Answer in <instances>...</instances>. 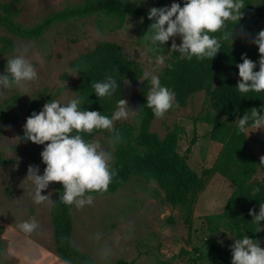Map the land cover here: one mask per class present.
<instances>
[{"label": "rangeland", "instance_id": "obj_1", "mask_svg": "<svg viewBox=\"0 0 264 264\" xmlns=\"http://www.w3.org/2000/svg\"><path fill=\"white\" fill-rule=\"evenodd\" d=\"M0 1L8 3L13 0ZM85 1L19 0L21 14L17 21L27 28H34L43 19ZM128 1L130 5L142 6L148 12L157 6L159 0ZM173 2L183 6L184 0H168L170 5ZM96 20V16H91L54 23L37 39L12 36L0 27V36H9L16 45L15 52L6 59L24 55L38 72V78L27 82L23 88L0 90V104L15 95L22 97L13 107L17 121L0 123V153L4 159L13 162L5 165L0 162V226L4 228L2 239L7 246L0 264H69L56 253L51 220V208L61 182H50L49 187L42 190L43 195H49L48 198L37 204L33 199L34 184L31 178H26L29 165L39 166V174H43L46 167L41 157L44 146L23 138L28 104L44 90L51 100L61 103L76 98L75 87L79 80L71 72L69 64L94 49L102 40L120 44L129 57L141 62L145 70L157 76L173 53L168 52L171 39L164 48L150 45L146 33L152 21L148 17L105 19L103 29L98 27ZM176 42L180 43L179 37ZM157 57H163V63H157ZM65 74H69L68 79L64 78ZM139 89L140 86L128 84L125 98L129 105L128 117L115 121L113 127L116 123L133 122L138 113ZM209 109L205 92H199L185 107L174 103L151 127L162 139L178 128L181 132L179 152L182 155L194 141L189 164L199 174L213 166L222 148L211 141L209 125L195 122ZM247 139L250 153L259 164L255 179L264 183V164H260V157L264 156L260 143L264 141V129L250 132ZM95 141L111 154L110 162L113 161L114 149L109 137L101 134ZM233 189L227 179L219 174L213 175L198 196L189 232L182 212L165 203L164 193L157 184L134 177L116 191L85 194L92 197L91 204L80 207L74 204L72 243L89 255L95 264H114L121 259L130 264H231L230 245L234 239L229 235L237 236L224 228L212 233L205 217L223 213ZM32 219L38 225L33 232L24 233L19 229L20 223ZM208 239L216 243L220 251L209 245ZM260 246L264 247V240L260 241Z\"/></svg>", "mask_w": 264, "mask_h": 264}, {"label": "trees", "instance_id": "obj_2", "mask_svg": "<svg viewBox=\"0 0 264 264\" xmlns=\"http://www.w3.org/2000/svg\"><path fill=\"white\" fill-rule=\"evenodd\" d=\"M18 4L19 0L8 3L0 1V27L12 36L31 39L41 37L51 24L71 19L96 16L98 27L103 29L105 19L147 17L148 13L142 6H132L127 0H86L43 19L34 28H27L17 21L21 14ZM165 5L170 6L168 0H159L156 7ZM242 11L240 21H227L222 29H233V41L222 40L221 49L212 60L200 61L193 57L189 61L181 59L178 52H173L158 76L162 85L175 92L174 103L180 107L187 106L197 93L206 94V104L210 109L197 117L195 122L209 125L211 141L220 144L222 148L213 166L201 174L189 164L194 141L185 155H182L179 152L181 132L178 128L170 131L163 139L152 131V124L158 117H155L146 105L145 94L150 82L140 81L145 68L141 62L129 57L120 44L102 40L94 49L70 62V70L79 80L75 91L76 97L83 99V109L98 110L103 115L111 116L117 107V101L126 98L128 84L140 86L137 94L138 113L133 122L114 125L121 137L118 142H111L113 133L106 129L94 130L90 134L80 133L86 140H95L96 136L101 134L107 135L114 149V160L110 162V168L115 174L107 189L86 194L116 191L134 177H140L147 183L154 182L163 191L165 203L182 212V218L190 232L198 196L204 191L210 178L219 174L227 179L234 189L223 213L205 217L210 231L217 233L220 228H224L237 238L247 235L259 242L264 240V221L259 225L253 222V217L249 215V209L254 208L258 213L260 203H264V183L255 179L259 164L250 153L247 135L239 133L235 123L237 117H242L252 108L259 109L264 105V92L242 94L236 89L240 79L236 64L242 62V54L246 53L248 58L256 62L259 59L258 46L252 43V40L264 29V0L259 3L244 0ZM214 35L219 37L221 32ZM15 49V42L9 36H0V73L6 68V58L12 55ZM257 70L258 64L254 71ZM108 75L113 76L120 87L113 96L99 99L93 92L92 84ZM64 78L68 79L69 74H65ZM21 99L20 95H15L0 104V123L17 121L13 107ZM50 100L46 90L37 94L27 106V117L33 111L39 112ZM260 143L264 151V141ZM0 162L4 165L13 163L4 159L1 153ZM62 192L60 183L51 208L56 253L62 261L69 264H95L89 255L82 253L72 243L74 204L67 205L60 201ZM3 234L4 228L0 226V258L4 256L7 248L2 239ZM208 244L220 251V247L211 239H208ZM114 264L130 263L121 259Z\"/></svg>", "mask_w": 264, "mask_h": 264}, {"label": "clouds", "instance_id": "obj_3", "mask_svg": "<svg viewBox=\"0 0 264 264\" xmlns=\"http://www.w3.org/2000/svg\"><path fill=\"white\" fill-rule=\"evenodd\" d=\"M132 2L139 3L140 0ZM242 9L244 0H184L183 6L173 2L170 6L152 7L147 13L152 21L146 33L148 41L150 45L164 48L171 39L168 52H178L181 59L190 61L195 57L200 61L212 60L220 51L222 40L233 41V29H222L227 21H240ZM217 32H221L219 37L214 35ZM252 43L258 46V62L245 53L241 56L242 62L236 64L240 77L236 89L242 94L264 92V29L255 35ZM156 62L163 63V57H157ZM257 64L259 70L254 71ZM37 78L38 72L32 62L24 55H15L7 59L5 71L0 73V90L23 88L27 82ZM140 81L150 82L145 94L147 107L155 117H163L174 105L175 92L162 85L160 78L147 70ZM118 87L120 85L111 75L92 84L93 92L99 99L113 96ZM82 103L81 97L72 98L67 103L52 99L39 112L33 111L26 118L23 138L44 146L41 151L42 163L46 165L43 174H39V166L29 165L26 176L34 184L33 199L37 204L48 198L49 195H43L42 190L47 189L50 182L62 183L63 192L59 200L64 204L78 207L91 204L92 197L85 194L106 190L115 174L110 168L111 154L103 150L97 141L86 140L80 133L90 134L94 130L106 129L113 133L111 142H118L121 137L113 124L128 117V101L119 99L111 116L98 110L83 109ZM235 123L238 132L247 134V137L250 132L264 129V105L237 117ZM260 161L264 164V156L260 157ZM249 215L253 217V222L260 225L264 221V203H260L258 213L254 208L249 209ZM18 227L24 233H31L38 225L32 219L20 223ZM229 237L234 239L230 245L231 264H264V247L258 240L247 235Z\"/></svg>", "mask_w": 264, "mask_h": 264}]
</instances>
